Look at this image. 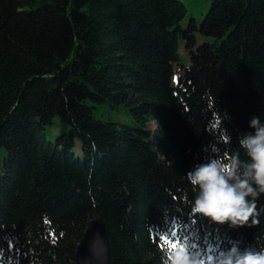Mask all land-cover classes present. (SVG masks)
<instances>
[{"label": "trees", "instance_id": "obj_1", "mask_svg": "<svg viewBox=\"0 0 264 264\" xmlns=\"http://www.w3.org/2000/svg\"><path fill=\"white\" fill-rule=\"evenodd\" d=\"M200 15L182 0H0L2 264H74L94 215L113 264H162L173 243L264 249V193L258 222L230 228L192 213L186 177L246 160L238 138L264 122V0Z\"/></svg>", "mask_w": 264, "mask_h": 264}, {"label": "clouds", "instance_id": "obj_2", "mask_svg": "<svg viewBox=\"0 0 264 264\" xmlns=\"http://www.w3.org/2000/svg\"><path fill=\"white\" fill-rule=\"evenodd\" d=\"M249 128L252 131L238 138L246 160H241L238 152L230 160L211 157L187 173L195 193L191 204L193 214L218 225L227 223L230 228L247 226L250 220L253 224L258 222L257 198L264 193V122L254 115ZM96 243L94 236L89 242V256L95 255ZM228 244L208 256L192 251L187 244H178L165 252L162 264H264V249L241 248V241L236 240ZM88 259L83 264H88Z\"/></svg>", "mask_w": 264, "mask_h": 264}, {"label": "water", "instance_id": "obj_3", "mask_svg": "<svg viewBox=\"0 0 264 264\" xmlns=\"http://www.w3.org/2000/svg\"><path fill=\"white\" fill-rule=\"evenodd\" d=\"M96 234H99L98 236ZM96 237L95 255L89 256V242ZM88 257V264H113L109 251V233L105 222L94 215L83 231L75 249L74 264H83Z\"/></svg>", "mask_w": 264, "mask_h": 264}, {"label": "rangeland", "instance_id": "obj_4", "mask_svg": "<svg viewBox=\"0 0 264 264\" xmlns=\"http://www.w3.org/2000/svg\"><path fill=\"white\" fill-rule=\"evenodd\" d=\"M188 7V13H192L194 16H196L197 19H200L202 17V15H200V13L202 12L205 13L208 5H209V0H182ZM193 2V4H191ZM193 5L192 7L190 6ZM198 42H201V39L198 38ZM179 56L181 58V60L183 61V63L185 64V66L188 65V59L185 57L184 51L182 49V46L180 44L179 46ZM173 83H175L176 78H173ZM108 115H110L112 118L114 119H118L121 120L122 122H125V118L126 115L125 114H119V113H115L113 111H107L105 109V107H102L101 109H99L98 112L95 113L96 117H100V118H106ZM57 124L54 123L49 129H48V133H49V137L53 138L54 135L57 133Z\"/></svg>", "mask_w": 264, "mask_h": 264}, {"label": "snow or ice", "instance_id": "obj_5", "mask_svg": "<svg viewBox=\"0 0 264 264\" xmlns=\"http://www.w3.org/2000/svg\"><path fill=\"white\" fill-rule=\"evenodd\" d=\"M176 246H177V244H176V243H173V244L171 245L170 249H174ZM0 264H2V262H0Z\"/></svg>", "mask_w": 264, "mask_h": 264}]
</instances>
